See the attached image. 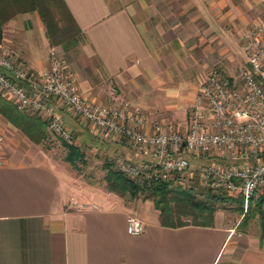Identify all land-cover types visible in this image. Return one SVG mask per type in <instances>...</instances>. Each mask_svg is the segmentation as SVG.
<instances>
[{
    "label": "crops",
    "instance_id": "0c3cea01",
    "mask_svg": "<svg viewBox=\"0 0 264 264\" xmlns=\"http://www.w3.org/2000/svg\"><path fill=\"white\" fill-rule=\"evenodd\" d=\"M63 1L79 33V41L67 50L71 54L64 56L80 93L106 104L113 94L150 118L165 119L182 118L194 96L188 93L189 83H170L166 42L180 46L179 36L185 34L193 40L187 47L193 55L228 47L229 30L264 13V0H241L242 7L233 0H186L187 12L181 7L166 14L167 21L176 14L178 21L161 25L146 23L158 12L142 0ZM184 12L186 17L179 19ZM1 28L0 39L29 67L48 66L54 45L35 10L14 13ZM193 62L194 72L200 59ZM53 105L75 138L87 131L109 154L122 152L134 161L144 157L117 138L103 142L97 129L56 101ZM27 113L0 94V264H264V228L259 223L241 224L227 216L223 220L217 211L210 225L162 223L152 200L125 204L117 190L78 179L75 166L64 158V142L52 133L62 150L52 146L45 125L35 129L39 121ZM132 214L143 223L140 233L125 230V218Z\"/></svg>",
    "mask_w": 264,
    "mask_h": 264
},
{
    "label": "built area",
    "instance_id": "2783aa9c",
    "mask_svg": "<svg viewBox=\"0 0 264 264\" xmlns=\"http://www.w3.org/2000/svg\"><path fill=\"white\" fill-rule=\"evenodd\" d=\"M237 46L240 58L233 73L212 64L197 83L182 128L171 120L150 118L113 94L107 104L87 100L64 54L54 46L49 48L48 66L36 70L0 39V94L17 109L44 120L46 129L66 142L72 134L55 101L99 132L123 138L144 155L136 161L115 157V170L129 178L150 184L194 168L199 185L241 196L245 209L249 199L264 195V20L243 26ZM125 222L127 233L143 230L133 214Z\"/></svg>",
    "mask_w": 264,
    "mask_h": 264
},
{
    "label": "rangeland",
    "instance_id": "374dc122",
    "mask_svg": "<svg viewBox=\"0 0 264 264\" xmlns=\"http://www.w3.org/2000/svg\"><path fill=\"white\" fill-rule=\"evenodd\" d=\"M142 1L145 2L146 4H147V2H150V5L153 4V6H154L153 11L158 12V16H150V18H147V21L145 20L147 24H150L152 21H155L156 23L161 24V25H162V23H167L169 25H172L174 22L178 21L177 14L174 17H170V19L168 21L166 19L168 15H166V14L172 15V14H175L177 12H180L179 9L181 7H186V8L188 7V4H184V2L186 0H142ZM233 1L235 4L242 7L241 0H233ZM253 1L256 2L257 0H253ZM183 9L184 8H182L181 10H183ZM151 10L152 9H150V11ZM187 10H188V8L185 9L184 11L187 12ZM185 17H186V13H185V15H182L181 18H179V19H182V18L184 19ZM155 19H158V20H155ZM165 19L167 22L165 21ZM262 20H264V13L260 12L258 14L255 13L253 15V17L247 22L252 23V22H257V21H262ZM65 22H67V18H66ZM181 22L183 23L184 21L182 20ZM245 25H247V23L243 24V26H245ZM67 26L70 27V29H68L67 31L73 29L71 27L72 25L69 22L67 23ZM243 26H239L235 30L233 28L231 30H229V33L232 37L229 39V41L231 43L228 45V47H225L224 45H220L218 47V49L199 51V55H193L192 52H190V50H188L187 47L189 45L193 44V40L191 39L190 41H188V37L185 34H183V36H179V38L183 42V44L180 46H178V45L173 46L172 43L167 44V42H166V46H164V48H163V53H164V57H165V60H164L165 71H166V74L168 73V75H169L170 83L171 82L175 83L177 81L184 82L185 84L189 83L190 87H188V93L190 90V92H192L194 94V92L196 91V83L199 82L203 78L206 71L209 69V67L212 64L220 65L228 74L233 73L234 67H235L236 63H238L239 58H240L238 46L236 43L234 44L233 40L237 41L238 33ZM174 28H177V31L180 29H183V28L179 29L178 26H175ZM72 34L74 35V39L77 38L78 34L75 32V30L72 31ZM165 35H166V32H165ZM51 39L52 40H50V42H49L50 45H54L55 47H57V49H61L60 51L62 53H64L66 58H68L69 54H71L70 51L72 50V48H74L73 44H72L74 40L71 43H68L67 47L65 48V47H63L64 46L63 43L67 42V37L61 39L60 35L57 34L54 36L52 35ZM168 41H169V39H168ZM68 49H70L69 52L67 51ZM65 51H67V52H65ZM197 52L198 51H195L194 53H197ZM211 57H212V59H211ZM194 59L195 60L200 59V62L198 63V68L194 69L195 71L193 72L191 69L193 68L192 66H194V62H193ZM190 62H193V63H190ZM191 85H193V87H191ZM27 114H29L30 116L39 118L34 114H31V113H27ZM175 116H177V115H175ZM167 117L168 118H166V119L165 118H156V119L171 120L174 123V126L176 128H182V121L184 118L183 115H181L182 118H179V119H178V116L177 117L167 116ZM80 120H81V118H80ZM86 123L87 122H85L84 125H87ZM47 131H46V134H47V137L49 139L50 144L52 146L57 147L58 150L59 149L62 150V148H61L62 145H61L60 140H62V141H64V140L61 139L60 137H59L60 138V140H59L57 138L58 136L53 137L51 135L52 133H50L49 131H48L49 132L48 133ZM99 133L100 134L97 135V136H99L98 138L105 143H107V141H109L111 138H114V139L116 138L115 136H113V134L111 132H107L104 129H102V132H99ZM71 134H72L71 140H70V142H67V143H77L80 147H82V149L86 153L85 157L83 158V161L79 160V159L74 160V166H75V170L77 172L78 179H80L81 181H87L88 183H91V184H98V185H102V184L104 185L105 184V186H106L107 183L106 182L104 183L105 179L103 178V174H104L106 169H105V167H103V165L108 163L110 169L115 170V168H114L115 167L114 166L115 165V160H114L115 157L117 156V157L122 158V159L126 158L124 156V154L122 152H118V151L116 154L114 152L109 154L108 153L109 149L105 148L104 145L101 144V142L97 143L96 141H98V140H96L95 138L93 139V136L88 134L87 131L85 132L86 136L82 137L80 139L75 138V135L73 136V132ZM117 139L120 142V144L124 145V148L134 152L132 150V148L129 147L124 142L123 138H120L117 136ZM98 144H101L102 146L100 147ZM191 160L193 163H195V161H197V159H194V158H191ZM194 172H195V169L193 168V169L183 171L181 173H176L174 176L170 177L168 179V181H169L171 186L180 185L182 187H191L193 194L196 198H203L208 193V190H207V188L199 185L196 182ZM117 198H119L125 204H132L135 199H141V200L144 199L142 197L141 193H139L137 196L133 197V196H130L126 191L117 193ZM254 200H255V198L251 199V201H250L251 212L249 213V218L247 220V223L253 222L255 224L259 223V225H261V220H262L263 224H264V202L261 204L262 217H260V214L258 213V211L255 208V201ZM145 203L149 204V201H145ZM216 204L218 205V208L215 209V211H217V214L219 215V217L221 215L223 220H225L226 216L228 217V219L230 218L231 221L235 220V219H238V220L240 219V214L237 212L236 209L233 208V206H234L233 202H230L228 199H225V201H223V200L218 201V202H216ZM180 217L187 219V222L191 221L190 220L191 216L185 217L184 215L180 214Z\"/></svg>",
    "mask_w": 264,
    "mask_h": 264
},
{
    "label": "trees",
    "instance_id": "16d2710c",
    "mask_svg": "<svg viewBox=\"0 0 264 264\" xmlns=\"http://www.w3.org/2000/svg\"><path fill=\"white\" fill-rule=\"evenodd\" d=\"M35 10L41 20L45 35L50 42L52 35H60V38H66L67 42L63 43V47H67L68 43L73 40V45L79 41V33L73 27L71 15L63 0H0V38L2 34V23L11 15L18 11ZM67 22H65L66 18ZM70 23L75 32L78 34L74 39V35L67 23ZM39 123L34 125V128L40 129V125H45L44 120L37 118ZM40 124V125H39ZM26 130V129H25ZM41 131V129H40ZM41 133V132H40ZM65 147V160L74 165V160L83 161L84 153L75 143H67L63 141ZM105 172L103 178L107 183V188L117 190V192L126 191L130 196L142 194L143 198L152 200L153 205L159 210V219L162 223L169 225H182L185 223H194L202 225H210L213 220V213L218 208L216 202L225 201L228 199L234 203L233 208L240 214L239 223L245 224L251 212L250 201L246 203L243 209L242 197H231L225 193L212 192L209 189L208 193L203 198H196L191 187H182L180 185L171 186L169 181H159L147 184L146 181L129 178L123 175L118 170L110 169L108 163L104 164ZM255 208L262 217L261 204L264 202V195H259L255 198ZM180 214L191 216V221L181 218ZM261 226L264 227L261 220ZM263 229V228H262Z\"/></svg>",
    "mask_w": 264,
    "mask_h": 264
}]
</instances>
